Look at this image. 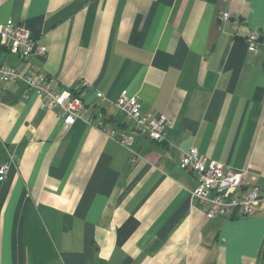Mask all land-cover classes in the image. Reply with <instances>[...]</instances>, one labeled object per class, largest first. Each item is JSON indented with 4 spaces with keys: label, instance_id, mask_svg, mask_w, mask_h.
<instances>
[{
    "label": "crops",
    "instance_id": "1",
    "mask_svg": "<svg viewBox=\"0 0 264 264\" xmlns=\"http://www.w3.org/2000/svg\"><path fill=\"white\" fill-rule=\"evenodd\" d=\"M8 19L47 52L0 43V63L61 88L91 82L94 124L66 128L33 90L0 80V264H264V0H0ZM123 90L170 119L166 139L134 130L115 103ZM193 147L260 188L253 214L196 207L198 175L180 164Z\"/></svg>",
    "mask_w": 264,
    "mask_h": 264
},
{
    "label": "built area",
    "instance_id": "2",
    "mask_svg": "<svg viewBox=\"0 0 264 264\" xmlns=\"http://www.w3.org/2000/svg\"><path fill=\"white\" fill-rule=\"evenodd\" d=\"M230 17L229 11L221 13L223 20H228ZM235 21L239 23L238 19ZM260 37V33L256 30H251L247 34L246 43L250 51H257ZM0 43L23 57L31 54L43 56L47 52L45 45H36L28 27L13 19L0 23ZM0 80L5 83H21L29 90H33L40 99V107L55 109L57 114L63 117L66 128H70L82 118L94 124L92 120L84 118L85 105L82 92L92 87V83L85 79L80 81L77 89L71 90L58 87L53 76L30 73L20 66L0 63ZM115 103L117 108L133 121V128L140 135L153 141L166 139V128L170 119L165 114L143 113L138 95H131L127 90L120 93ZM98 126L119 143L127 146L132 143V139L125 133L108 130L107 122L100 120ZM135 154L133 159L138 156L137 153ZM180 164L184 169L197 173L198 184L191 190V199L209 218L230 217L237 214L250 215L258 209L262 199L260 188L257 185L243 187L246 184L244 171L213 159L209 160L196 147L189 149L182 156ZM6 171L7 165H1V179L4 178Z\"/></svg>",
    "mask_w": 264,
    "mask_h": 264
}]
</instances>
